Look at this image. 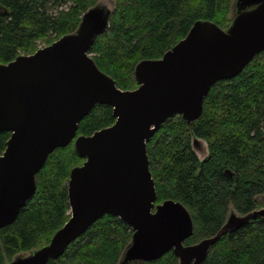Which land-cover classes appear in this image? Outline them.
<instances>
[{"label": "water", "instance_id": "1", "mask_svg": "<svg viewBox=\"0 0 264 264\" xmlns=\"http://www.w3.org/2000/svg\"><path fill=\"white\" fill-rule=\"evenodd\" d=\"M235 7L226 29L196 20L160 58L140 60L132 90L118 88L89 53L109 26L115 0L88 8L74 32L0 63V132H10L0 155V228L33 196L36 174L53 150L73 141L84 159L70 170L67 221L46 244L5 264H47L105 214L132 228L122 264L155 260L170 250L177 264H202L223 235L264 219V207L239 214L230 206L214 235L184 244L193 232L191 215L178 201L155 203L147 155V142L167 118L178 114L191 124L211 86L239 74L264 50V0H235ZM97 104L112 107L114 123L77 135L79 122ZM191 148L200 161L208 155L206 141L195 135Z\"/></svg>", "mask_w": 264, "mask_h": 264}, {"label": "trees", "instance_id": "2", "mask_svg": "<svg viewBox=\"0 0 264 264\" xmlns=\"http://www.w3.org/2000/svg\"><path fill=\"white\" fill-rule=\"evenodd\" d=\"M99 0H0V63L35 52L76 30L82 14ZM235 0H115L107 30L89 53L118 88L137 87L135 65L158 59L182 39L196 20L226 29ZM112 107L97 104L79 122L77 135L110 126ZM204 139L208 155L200 161L191 137ZM10 132H0V155ZM155 203L172 199L191 215L193 232L184 244L212 236L231 206L246 214L264 205V50L230 79L215 82L200 117L188 124L181 115L167 118L147 142ZM73 141L56 148L35 177L36 190L16 219L0 228V264L46 244L69 218L67 181L83 162ZM132 228L108 214L73 240L47 264H122ZM172 250L151 261L127 264H177ZM202 264H264V219L257 217L223 235Z\"/></svg>", "mask_w": 264, "mask_h": 264}, {"label": "rangeland", "instance_id": "3", "mask_svg": "<svg viewBox=\"0 0 264 264\" xmlns=\"http://www.w3.org/2000/svg\"><path fill=\"white\" fill-rule=\"evenodd\" d=\"M40 46L42 47V43L40 44ZM261 207H264V205H262V206H260V207H258V208H261Z\"/></svg>", "mask_w": 264, "mask_h": 264}]
</instances>
